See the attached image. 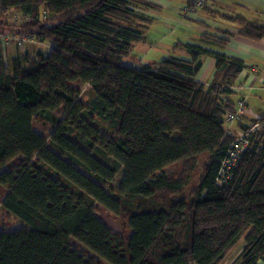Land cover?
<instances>
[{"label":"trees","instance_id":"obj_1","mask_svg":"<svg viewBox=\"0 0 264 264\" xmlns=\"http://www.w3.org/2000/svg\"><path fill=\"white\" fill-rule=\"evenodd\" d=\"M138 8L136 0H0V37L51 49L7 65L0 43V209L26 225L0 230V264H222L240 241L233 264H264V116L231 178L218 181L234 139L225 116L245 101L233 89L244 63L177 43L171 53L189 60L123 65L144 39ZM10 11L24 25L6 26ZM225 21L239 37L264 39V24ZM208 57L214 73L201 83ZM77 83L90 87L91 103H81ZM35 119L51 128L46 138ZM239 120L240 131L256 121Z\"/></svg>","mask_w":264,"mask_h":264},{"label":"crops","instance_id":"obj_2","mask_svg":"<svg viewBox=\"0 0 264 264\" xmlns=\"http://www.w3.org/2000/svg\"><path fill=\"white\" fill-rule=\"evenodd\" d=\"M139 1L142 2L136 0L141 5V13L150 22L149 29L151 31L152 27H156L159 31L163 29L158 33H162L164 37L160 35V39L154 41V48L157 45L163 46L166 37L164 30H173L172 32L179 38L176 43L182 41L184 44L243 61L245 69L237 79V82L243 83V89L250 88L254 81L264 86L262 82L264 81V39L252 41L239 37V26L225 21V16H230L264 24V0H210L208 5L198 12L196 18L191 20L179 14V10L190 0ZM136 11L140 12V9ZM177 56L189 60L181 52H178ZM213 67V60L209 57L205 58L196 80L207 83L212 77ZM250 68L255 69V74H251L250 71L246 73ZM248 109L251 118L261 116L257 111L254 112L249 104Z\"/></svg>","mask_w":264,"mask_h":264},{"label":"rangeland","instance_id":"obj_3","mask_svg":"<svg viewBox=\"0 0 264 264\" xmlns=\"http://www.w3.org/2000/svg\"><path fill=\"white\" fill-rule=\"evenodd\" d=\"M209 1L210 0H207L204 7L201 9H198V10L199 11L203 10L208 5ZM138 2L141 3L142 1L138 0ZM187 5L182 7L179 10V14L183 18H186L187 20L188 19L191 20V19L196 18L199 11L197 12V10L196 11L190 10V9H192V3L188 6ZM134 11H136V9H134ZM141 12H142V8H140V12H138V13H140L142 16L146 17ZM9 13H8V15H6L4 17V22H5L6 26H10L11 28L17 29V28L21 27L22 25H24L23 17L19 13L15 12V11H12V12L10 11ZM43 16H44V14H43ZM141 24H143L142 26H143V29L145 31V33L143 35L144 39L141 43H137L135 45V48H134V51L132 53L131 58L124 60L123 65L131 67V68H137L140 65H148V64H149V66H154V65H157V63L159 61L167 58L168 55H170V54H174V57H176L178 55L179 51H177V50H176V52L171 53V50H172V48H174L176 41L179 40V38L176 36V34L172 32L173 30H164L166 33V37H165V42L163 43V46L157 45L156 48H154V46H153L154 41H156L157 39H160V35H162L164 37V35L162 33H158L160 31H162L163 29H160V31H159V29H157L156 27H152V31H151L149 29V26H150L149 20L143 21ZM8 36H10V39H12L11 42L3 45L4 56H5V61H6L7 65L9 64V62L12 58L20 57V56H23L25 54H27L33 58H36V57H38V55L47 56L50 53V50H51L50 45L47 42L35 41L33 43L24 44L20 47L17 45V42H14V40H13V38H17L16 36H11V35H8ZM181 42H177L179 44V50H182L181 44H184L183 42L182 43ZM152 46H153V48H152ZM181 54H185V53L182 52ZM249 71L251 74H253L252 72L255 71V69L250 68L249 70H247L246 73H249ZM213 73H214V70L212 72V76H213ZM254 74H255V72H254ZM247 76H252V75H247ZM210 81H211V79L208 82H210ZM262 82L264 83L263 80H262ZM242 86H243V83H239L236 81V86H234L235 88H233V89L239 90L245 95V97H246L245 102L247 105V111H249V109H248V104H249V107L252 108L254 110V112L257 111L259 114H261V117H263L264 116V86L259 84L258 81L252 82L250 88L243 89ZM72 87L79 92V99H80V101H82L81 102L82 104L87 105L94 100L95 96L91 92L90 87L88 85H82V84L77 83V84H74ZM236 108H237V103H236ZM60 113H58L59 116H60ZM247 117H249L251 120H256V121H252V122H259L260 116L256 117V118H254V117L251 118V116H249V113H248ZM241 122H242V120H241ZM227 126H229V128H237V123L234 122L232 124H227ZM32 128L36 133H38L39 135H41L44 138H46L48 136L49 132L51 131V128L48 125H46L45 123H43L42 121H40L39 119H35L33 121ZM121 176H122V172L119 170L117 176L114 179L112 187L116 186V188H117L118 181L121 179ZM196 180H197L196 177H194L192 179L189 187L185 191L186 193H188L193 188V186L196 183ZM91 207L95 211L96 215L100 218V220L107 225V227L111 230L112 233L117 234V235H124L122 233L121 226H120L118 220L114 217V215H112L110 212H108L107 210H105L103 207H101L98 204H92ZM21 227H26V225L23 222H21L19 219L10 215L8 212L0 209V230L6 229L8 231H12L15 229H21ZM128 233H129V229L126 230V234H128ZM242 246H243V242L240 241L229 252L228 256L225 258V260L222 262V264H233L234 261L236 260V258L238 257V255L242 249Z\"/></svg>","mask_w":264,"mask_h":264},{"label":"built area","instance_id":"obj_4","mask_svg":"<svg viewBox=\"0 0 264 264\" xmlns=\"http://www.w3.org/2000/svg\"><path fill=\"white\" fill-rule=\"evenodd\" d=\"M207 0H191L188 5L192 3V9L191 11H199L198 9H201L206 4ZM187 5V6H188ZM196 12V13H197ZM23 17V16H22ZM26 21L23 17V22ZM12 39L8 37H0V43L3 47V45L8 44L11 42ZM14 42H17L18 46H22L27 43H33L36 41L34 37H26V36H20L17 38H13ZM253 71L252 73H254ZM247 106L246 102L244 100H239L237 102V108L235 109L234 114H228L225 116V128H226V134L233 137V141L230 143L228 151L223 158L218 174V181L223 183L225 179H230L233 175V170L237 168L238 162L241 159V155L249 148L250 144V136L257 130L261 128L260 123L258 122H252L248 124L247 131H240L237 128H229L227 124H232L239 120L240 118L247 116ZM239 120L238 122H240Z\"/></svg>","mask_w":264,"mask_h":264}]
</instances>
